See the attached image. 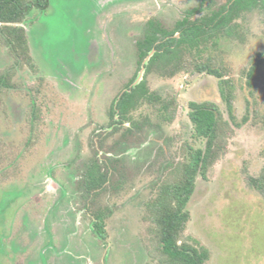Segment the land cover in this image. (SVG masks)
I'll use <instances>...</instances> for the list:
<instances>
[{
	"label": "rangeland",
	"instance_id": "obj_1",
	"mask_svg": "<svg viewBox=\"0 0 264 264\" xmlns=\"http://www.w3.org/2000/svg\"><path fill=\"white\" fill-rule=\"evenodd\" d=\"M199 3L49 0L47 11L33 12L24 26L36 68L19 69L0 94V264H157L146 204L188 145H196L189 104L210 101L227 120L230 114L214 76L168 78L156 67L147 84L176 100L173 122L144 106L135 113L144 134L125 138L123 128H109L110 108L138 72L144 24L158 18L172 28ZM238 23L212 50L236 83L238 126L226 155L207 178H197L188 206L185 237L210 251L207 264H264V200L247 183L264 167V62L252 86L245 74L264 53V8ZM12 64L0 41V73ZM94 159L115 174L90 196L80 183ZM100 211L107 216L106 242L93 232Z\"/></svg>",
	"mask_w": 264,
	"mask_h": 264
},
{
	"label": "trees",
	"instance_id": "obj_2",
	"mask_svg": "<svg viewBox=\"0 0 264 264\" xmlns=\"http://www.w3.org/2000/svg\"><path fill=\"white\" fill-rule=\"evenodd\" d=\"M207 1L202 0L198 7L187 10L172 28L158 18L144 24L136 41L138 72L110 108L109 126L114 132L123 128L127 133L125 138L144 134L145 129L135 118V113L144 106L150 108L160 121L173 122L177 112L176 100L151 91L147 84V75L156 67L161 76L168 78L181 73L214 76L219 80L220 92L230 114V120H227L219 105L210 101L189 104L188 117L196 145H188L183 160L170 176L156 184V195L146 204L145 218L152 224L150 232L154 235L157 251V256L153 257H156L157 264H207L210 260L207 248L185 237L191 220L188 206L196 190L197 178H207L210 169L226 155L229 139L238 126L234 117L236 83L228 77L227 67L212 50L217 47L219 39L234 35L238 20L245 13L264 8V0H228L214 7L213 0L206 7ZM48 7L49 0H0V41L13 59L12 66L0 73V94L10 89L12 77L19 69L36 68L24 24L35 10L45 12ZM148 57L150 60L145 65L144 79L133 86ZM263 62L264 53H259L246 70L250 86ZM128 124L131 127H127ZM150 124L154 123L151 121ZM153 131L152 127L149 133ZM91 164H88L80 183L83 193L90 196L111 185V175L115 174L102 169L99 160L94 159ZM247 183L264 200V167L258 175H248ZM94 217V231L106 240V214L100 211Z\"/></svg>",
	"mask_w": 264,
	"mask_h": 264
},
{
	"label": "flooded vegetation",
	"instance_id": "obj_3",
	"mask_svg": "<svg viewBox=\"0 0 264 264\" xmlns=\"http://www.w3.org/2000/svg\"><path fill=\"white\" fill-rule=\"evenodd\" d=\"M201 1H202V0H200L199 5L201 4ZM210 2H211L210 0H208V1L206 2V4H205L206 7H208V4H209ZM212 3H213V4H212V5H213L212 7H214V1H213ZM199 5H198V6H199ZM198 6H196V7H198ZM220 6H221V5H220ZM196 7H194V8H196ZM177 36H178V35H177ZM154 53H155V52L153 51V54H154ZM143 65H144V64H143ZM142 68H143V66H142ZM141 71H142V70H141ZM145 72H146V70H145ZM144 75H145V73H144ZM143 79H144V77H143ZM143 79H142V80H143ZM142 80H141V81H142ZM125 91H126V90H125ZM125 91H124V92H125ZM124 92H123V93H124ZM123 93H122V94H123ZM120 96H121V95H120ZM109 128H110V127H109ZM112 129H113V128H112ZM101 162H102V160H100V163H101ZM84 194H88V193H84ZM93 194H95V193H93ZM91 195H92V194H91ZM93 218H94V219H93V232L95 233V235H96L98 238H100V237L96 234V232L94 231V223H95V221H96V218L94 217V215H93ZM106 218H107V216H106ZM106 218H105V222H106ZM106 231H107V230H106ZM107 238H108V234H107ZM100 239H101V238H100ZM101 240L104 241V242H106L108 239H106V240L101 239Z\"/></svg>",
	"mask_w": 264,
	"mask_h": 264
},
{
	"label": "water",
	"instance_id": "obj_4",
	"mask_svg": "<svg viewBox=\"0 0 264 264\" xmlns=\"http://www.w3.org/2000/svg\"><path fill=\"white\" fill-rule=\"evenodd\" d=\"M149 60H150V57H148V59L145 61L143 68H142V71L140 72V75H139L138 79L136 80V82L133 84V86H136L141 82V79L143 78V75L145 73V65L148 64Z\"/></svg>",
	"mask_w": 264,
	"mask_h": 264
}]
</instances>
